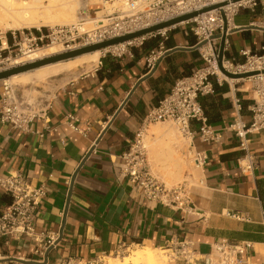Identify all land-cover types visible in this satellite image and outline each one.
<instances>
[{
	"label": "crops",
	"instance_id": "obj_1",
	"mask_svg": "<svg viewBox=\"0 0 264 264\" xmlns=\"http://www.w3.org/2000/svg\"><path fill=\"white\" fill-rule=\"evenodd\" d=\"M228 27L227 58L240 59L241 50L257 52L264 46V9H241ZM194 45L195 37L182 28L169 31L164 53L150 70L144 55L154 46L133 48L132 56L108 55L93 69L42 90L47 118L33 121L30 132L0 123V174L19 172L47 191L32 236H0V264H39L48 238H57L62 228L46 264H93L128 247L167 250L183 242L191 245L193 259L175 258L166 264H209L214 244L222 240L248 242L242 264H264V130L248 135L252 177L242 175L243 150L227 130L235 115L233 88L243 101V119H250L252 92L246 87L226 82V91L215 90L203 100L206 109L219 116L212 126L221 131V139L208 146L194 137L195 149L204 150L206 158L196 177L192 170L181 173L189 185L188 211L146 199L121 171V154L132 143L145 112L178 78L203 65ZM2 91L3 81L0 100ZM159 160L157 178L165 184L177 180L180 172L171 174ZM10 202L0 188V214Z\"/></svg>",
	"mask_w": 264,
	"mask_h": 264
},
{
	"label": "built area",
	"instance_id": "obj_2",
	"mask_svg": "<svg viewBox=\"0 0 264 264\" xmlns=\"http://www.w3.org/2000/svg\"><path fill=\"white\" fill-rule=\"evenodd\" d=\"M213 5L219 6L142 37L112 45L105 51L115 57L132 56V46L135 42L141 46L147 40L158 38L156 45L144 55L147 70H150L164 53L163 40L167 38L169 31L182 28L186 35L195 37L194 46L199 51L203 65L190 75L178 78L169 91L145 112L140 127L134 133L132 143L121 154L122 173L133 185L139 187L146 199L183 211L191 208L189 185L183 180L176 185L168 186L152 174L145 139L147 128L155 122H173L178 131L189 139L188 148L192 151L194 166L199 168L203 165L206 154L204 150L195 149L194 137L197 136L201 143L208 146L221 139V131L207 122L202 106L203 100L215 93L214 84L218 86L223 84L224 77L217 64L219 38L216 35L222 33L224 24L227 26L226 32L228 31L231 19L241 9H248L251 12L259 8L264 9V0L235 2L232 0H80L77 9L78 23L72 25V29L78 31L83 28L81 23L90 19L95 29L82 31L87 35L84 44H90ZM62 29L63 27L60 28ZM240 56L242 57L240 59L224 56L223 68L233 73L254 70L260 72L247 77L253 80L252 98L247 105L251 113L248 121L242 117L243 101L233 88L232 104L235 115L227 130L233 132L243 150L239 160L242 175L252 177L254 158L248 151V135L264 130V73L261 72L264 69V46L257 52L249 49L241 50ZM46 107L47 103L44 101L31 102L24 99L22 94L18 96L11 85L3 80L0 123L10 124L22 132H30L33 121L47 118ZM0 188L11 198L8 207L0 214V236L7 234L32 236L39 204L47 193L45 186L32 185L25 175L11 172L6 175L0 174ZM56 239L49 237L48 247L53 246ZM248 246L249 243L244 241H218L214 244L209 264H242V257ZM167 250H171L169 256L172 259H193V249L189 242L170 246ZM119 253L120 251H117L116 255ZM57 264L73 263L71 260H66Z\"/></svg>",
	"mask_w": 264,
	"mask_h": 264
},
{
	"label": "rangeland",
	"instance_id": "obj_3",
	"mask_svg": "<svg viewBox=\"0 0 264 264\" xmlns=\"http://www.w3.org/2000/svg\"><path fill=\"white\" fill-rule=\"evenodd\" d=\"M9 0H0V11L3 9V6L7 4ZM95 1V0H92ZM60 2V0H56L55 3ZM14 3L15 8L19 9V11L23 12L24 9L27 11L34 12L36 15L42 14V0H14L12 1ZM48 0H44L43 4H47ZM80 6V0L77 8L74 11H70V14L65 16L64 18L67 19L66 21L63 22H56L57 19L59 18V8L54 7L53 12V19L55 20V24L52 26H41L40 28L36 27H28V28H20V29H10V30H1L0 31V68H5L6 67V58H12L15 56H19L21 54V48L22 46H27L29 48H36L40 47L46 44H49L50 42H60L64 45H76L77 47L87 45L84 44L86 43V37L87 35L82 32L81 29L78 31L75 29H72L73 24H77L78 22V12L77 9ZM56 9V10H55ZM73 13V15H71ZM4 20H12V18H9V15L7 18L5 15L2 16ZM61 19L62 16L60 17ZM72 18L75 19V21H72ZM90 19H86L81 23V26L87 28L88 26H92V28L95 27V25L91 22H88ZM63 27L62 30L60 28ZM38 32V33H36ZM7 33L8 37H7ZM5 40V44H2V41ZM140 47L138 42H135L132 46V48H137ZM109 55V52H105L102 50L101 54L99 55L98 60L96 63L92 65H83L81 67L76 68L73 71H70L69 73H64L55 77H49L45 80H42L36 84H33L31 82H27L26 80L21 81L20 79H9L5 80L6 83L10 84L11 87L16 91L18 96L22 94V97L24 99L31 101V102H39L40 100L42 101L43 98H40L42 95L41 93H44L42 90L45 88L51 89L53 86L60 85L67 80L78 76L81 73H84L88 70L93 69L97 64L98 61L101 60L102 58H105ZM35 69H31L25 72H22L20 77H27L31 74L34 73ZM3 80H0L2 82ZM223 83H229L232 87H243L247 88L252 92V87H253V80L248 79V78H242V79H233V80H228L226 78H223L222 80ZM49 85V86H48ZM154 125L158 126V129H155L154 131ZM152 127V128H150ZM164 129L172 131V134L174 135V142L178 146V153H179V160L182 162L181 168H176L173 169L174 171H179V177L177 180H166V185L168 186H173L176 185L180 182H182L184 179L183 174L181 175L182 171H189V170H194V163L192 161V151L188 148V141L189 139L184 137L176 128L175 124L171 121H160V122H155L152 123L148 126L147 132H146V144H147V153H148V161L149 164H151V172L154 176L157 174L159 177L161 176L160 172H158L156 166L160 164L161 156H159L158 161H156L155 157L152 155L150 151V145L155 141L157 142V147L160 148V146H164V139L163 137L158 138L156 135L160 131H163ZM157 130V131H156ZM197 145V143L195 142ZM170 172H174L171 170H168ZM154 172V173H153ZM194 174V172H193ZM196 177V175L194 174ZM157 177V176H156ZM161 180V179H160ZM187 182V181H186ZM138 246L134 247H128L124 248L119 255H109L111 257H116L118 259H122L125 256H128L131 253V250L136 249ZM164 250V251H163ZM156 252H158L163 258L164 261L162 264H166L169 262L172 257H170L171 250H166V249H157ZM104 260L103 257L100 260H97L93 264H103Z\"/></svg>",
	"mask_w": 264,
	"mask_h": 264
},
{
	"label": "bare ground",
	"instance_id": "obj_4",
	"mask_svg": "<svg viewBox=\"0 0 264 264\" xmlns=\"http://www.w3.org/2000/svg\"><path fill=\"white\" fill-rule=\"evenodd\" d=\"M14 0H9L6 5L3 6V9L0 11V31L9 29H20V28H28V27H36L40 28L41 26H52L55 24V20L53 19L54 7H59V18L56 22L66 21L64 17L70 14V11H74L78 4L79 0H60V2L55 3L56 0H48L47 4H43L44 0H42V14L36 15L34 12L27 11L24 9L23 12L19 11V9L15 8ZM55 9V10H56ZM9 15V18L12 20H4L2 16ZM73 15V13H71ZM62 16L63 19L60 17ZM72 21H75L72 18ZM88 22H91L88 20ZM92 26H85L81 29L82 31H91L94 30ZM5 40L2 41L4 45ZM76 45H64L60 42H50L49 44L36 47L29 48L27 46H22L21 54L19 56H15L12 58H6V67L22 64L24 62H30L33 60H37L55 53L62 52L67 49H74ZM108 47L94 50L91 52L83 53L73 58H69L66 60H61L49 64H45L43 66H39L35 68L34 73L27 77H20L21 73L9 76L4 80L9 79H20L21 81L26 80L28 83L31 82L36 84L42 80H45L49 77H55L64 73H69L70 71L75 70L78 67L83 65H92L96 63L101 54L102 50L106 51ZM1 69V68H0ZM222 76L228 80H233L228 78L222 74ZM237 80V79H236ZM158 129L157 125H154V131ZM157 131V130H156ZM158 138L163 137L164 146L157 147V142H153L150 145V151L152 155L159 159L161 156L162 166L167 170L174 171L176 168H181L182 162L179 160L178 146L174 142V135L172 131L164 129L163 131H159L156 135ZM170 172V171H169ZM195 175H199L200 169L194 166L193 170ZM172 174V172H170ZM157 249H152L149 247H137L134 250H131V253L128 256L123 257L122 259H118L116 257L104 256L103 264H162L164 258L156 252ZM164 251V250H163Z\"/></svg>",
	"mask_w": 264,
	"mask_h": 264
},
{
	"label": "water",
	"instance_id": "obj_5",
	"mask_svg": "<svg viewBox=\"0 0 264 264\" xmlns=\"http://www.w3.org/2000/svg\"><path fill=\"white\" fill-rule=\"evenodd\" d=\"M232 1L235 2L237 0H232ZM218 6L219 5H213V6L205 7L199 11H192L189 13H185L183 15L171 18V19L166 20L164 22H160L158 24H155V25H152L150 27H146V28H143V29H140L137 31L126 33L123 35H118V36H115L112 38H108V39H105L102 41L90 43L87 45L79 46V47H76L74 49H67V50H64L62 52L55 53V54H52V55H49V56H46V57H43V58H40L37 60L30 61V62H24L22 64L2 68V69H0V80H4L5 78H8L9 76H12V75H15V74H18L21 72H25V71H28L31 69H35V68H37L39 66H43L45 64H49V63H53V62H57V61H61V60H66V59L78 56L80 54H83V53L91 52V51L102 49L105 47H110L112 45H115V44H118L121 42H125V41H129V40H133V39L142 37L148 33H152V32H155L157 30L171 26L173 24L179 23L183 20L189 19V18L197 15L200 12H204V11L210 10V9L218 7ZM226 30H227V26H226V24H224L222 33L220 35H216V37L219 38V46H218V52H217V64H218V67L220 69V72L224 76L231 78V79H242V78H247L249 76H253V75L258 74L260 72L258 70L246 71V72H241V73H233V72H229L223 68L222 59L225 56V39H226V33H227ZM154 68L149 72V74L147 76H149L153 72ZM261 72L264 73V69L261 70ZM131 92L132 91H130V93ZM128 98H129V96H127V98L122 102V105L127 101ZM83 161H81L80 165L83 163ZM76 172L77 171H75L74 174L72 175L70 188H69L68 195H67V203H66L67 205L69 202V197H70L71 190H72V184H73L74 178L76 176ZM67 205H66V208H67ZM62 229H60V233H59L57 239L55 240L54 244H56L58 241H60V239L62 237ZM52 248H53V246H49L46 249L44 256H43V260L41 262H38L39 264H46L48 262V255H49V252L51 251ZM16 260L20 261V262H28V261L19 260V259H16Z\"/></svg>",
	"mask_w": 264,
	"mask_h": 264
},
{
	"label": "trees",
	"instance_id": "obj_6",
	"mask_svg": "<svg viewBox=\"0 0 264 264\" xmlns=\"http://www.w3.org/2000/svg\"><path fill=\"white\" fill-rule=\"evenodd\" d=\"M36 33H38V32H36ZM8 34L9 33H7V37H8ZM157 40H158V38L151 39V40H147V41L143 42V44L141 46H145V45L155 46L156 43H157ZM214 89L216 91L217 90H219V91H226L228 89V86H227V83H223L221 86H218L217 84H214ZM207 105H209V108H211V103H209ZM202 106L204 108V113L206 115V118H207V122L208 123L213 124L214 122H216V121L219 120L218 114L213 111L214 109L212 110V112L211 111H208L206 109L205 104L203 102H202Z\"/></svg>",
	"mask_w": 264,
	"mask_h": 264
}]
</instances>
